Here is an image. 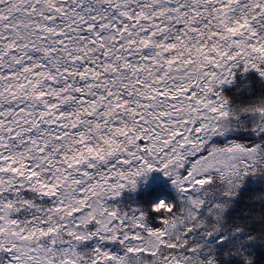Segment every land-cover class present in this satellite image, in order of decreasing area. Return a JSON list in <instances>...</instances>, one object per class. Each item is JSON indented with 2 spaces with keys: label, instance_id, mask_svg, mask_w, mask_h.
Listing matches in <instances>:
<instances>
[{
  "label": "snow or ice",
  "instance_id": "6c2138e0",
  "mask_svg": "<svg viewBox=\"0 0 264 264\" xmlns=\"http://www.w3.org/2000/svg\"><path fill=\"white\" fill-rule=\"evenodd\" d=\"M0 264H264V0H0Z\"/></svg>",
  "mask_w": 264,
  "mask_h": 264
},
{
  "label": "trees",
  "instance_id": "16d2710c",
  "mask_svg": "<svg viewBox=\"0 0 264 264\" xmlns=\"http://www.w3.org/2000/svg\"><path fill=\"white\" fill-rule=\"evenodd\" d=\"M257 95H259V93H257ZM255 187V186H254ZM170 190V189H169ZM256 193H250L249 195H255Z\"/></svg>",
  "mask_w": 264,
  "mask_h": 264
}]
</instances>
